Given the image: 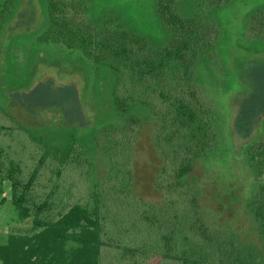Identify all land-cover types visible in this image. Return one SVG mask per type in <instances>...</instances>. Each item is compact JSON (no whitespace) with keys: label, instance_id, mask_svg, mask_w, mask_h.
I'll return each mask as SVG.
<instances>
[{"label":"trees","instance_id":"trees-1","mask_svg":"<svg viewBox=\"0 0 264 264\" xmlns=\"http://www.w3.org/2000/svg\"><path fill=\"white\" fill-rule=\"evenodd\" d=\"M47 2L49 25L39 41L77 49L94 64L106 63L116 77L119 111L126 114V103L133 100L150 105L158 117L155 147L163 163L155 185L166 201L151 205L131 190L136 118L121 129L105 127L110 169L100 185L92 181L90 163L74 136L66 149L49 148L18 123L0 94V197L10 183L18 220L32 224L9 230L8 242L0 245V264H125L128 259L135 264H246L234 258L233 249L228 256L229 246L226 250L212 234L194 189L186 191L214 143V132L199 93L183 83L199 56L216 49L218 32L203 30L196 18L179 16L173 9L176 0H159L170 40L154 48L146 38L113 24L94 27L78 0ZM17 3L2 4L0 32ZM252 20L263 31L264 8ZM258 115L246 118L242 112L240 117L251 127ZM235 124L246 131L243 121ZM261 147L250 155L261 182L253 213L264 238Z\"/></svg>","mask_w":264,"mask_h":264},{"label":"rangeland","instance_id":"rangeland-1","mask_svg":"<svg viewBox=\"0 0 264 264\" xmlns=\"http://www.w3.org/2000/svg\"><path fill=\"white\" fill-rule=\"evenodd\" d=\"M78 1L94 27L113 24L146 38L154 48L170 40L159 0ZM47 4L18 0L0 32V94L9 112L49 148L66 149L74 136L84 148L92 181L100 185L110 169L105 127L121 129L136 118L130 187L149 204L162 205L166 196L155 185L163 163L155 147L158 117L150 105L133 100L126 103V114L119 111L116 77L106 63L94 64L77 49L39 41L49 25ZM263 8L264 0H176L173 5L182 18H196L203 30L218 32L216 49L199 56L183 83L199 93L214 132V143L199 160L186 191L194 189L212 234L226 250L229 246L228 256L233 249L234 258L246 264H264V238L253 213L261 182L250 155L254 147L264 146V30L252 20ZM242 112L246 118L259 114L251 127ZM238 118L245 132L235 124ZM218 207L221 214L215 212ZM31 225V220H18L6 183L0 197V245L8 242L11 228Z\"/></svg>","mask_w":264,"mask_h":264}]
</instances>
